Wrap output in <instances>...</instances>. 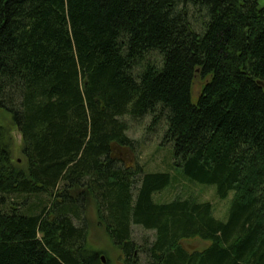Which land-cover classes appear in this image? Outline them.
I'll return each instance as SVG.
<instances>
[{
    "label": "trees",
    "instance_id": "16d2710c",
    "mask_svg": "<svg viewBox=\"0 0 264 264\" xmlns=\"http://www.w3.org/2000/svg\"><path fill=\"white\" fill-rule=\"evenodd\" d=\"M0 108L25 157L1 124L0 264H108L88 244V194L121 264H264L259 0H0ZM147 115L180 175L234 192L225 219L193 193L158 199L176 174L114 155L136 148L126 116ZM192 237L211 243L190 252Z\"/></svg>",
    "mask_w": 264,
    "mask_h": 264
},
{
    "label": "rangeland",
    "instance_id": "374dc122",
    "mask_svg": "<svg viewBox=\"0 0 264 264\" xmlns=\"http://www.w3.org/2000/svg\"><path fill=\"white\" fill-rule=\"evenodd\" d=\"M264 7V0H259ZM208 78H202L196 74L192 84V97L196 101L200 95L204 84ZM129 125L127 134L136 141V148L116 145L114 155L123 161L124 164L135 166L137 163L143 164L147 171L170 170L176 174L174 185L168 186L158 194V199H172L177 195L193 193L202 200H210L214 205V214L216 217L225 219L234 192H230L226 199H220L216 194V186L203 184L189 179L179 174L176 168L175 160L172 153V144H162L164 124L152 123L151 116L147 115L141 118L126 116ZM5 125L12 136V156L15 161L24 163L25 157L22 153V135L20 131L11 123L9 115L0 108V125ZM157 195V194H156ZM85 215L88 222V244L91 248L100 250L105 256L108 264H121L123 254L114 244L111 236L108 234L106 227L99 219L97 203L94 198L88 194L85 208ZM134 238L139 242L144 239H153L155 232L146 230L141 226H133ZM182 245L188 251H201L210 245V241L199 237L186 238L181 241Z\"/></svg>",
    "mask_w": 264,
    "mask_h": 264
},
{
    "label": "water",
    "instance_id": "95a60500",
    "mask_svg": "<svg viewBox=\"0 0 264 264\" xmlns=\"http://www.w3.org/2000/svg\"><path fill=\"white\" fill-rule=\"evenodd\" d=\"M102 260H103V262H106V258L104 255H102Z\"/></svg>",
    "mask_w": 264,
    "mask_h": 264
}]
</instances>
